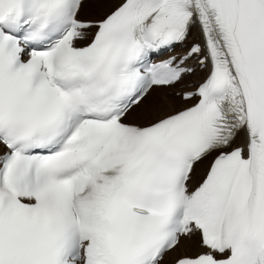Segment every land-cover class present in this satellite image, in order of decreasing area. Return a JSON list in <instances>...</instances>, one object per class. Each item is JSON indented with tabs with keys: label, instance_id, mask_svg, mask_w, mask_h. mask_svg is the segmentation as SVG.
I'll list each match as a JSON object with an SVG mask.
<instances>
[{
	"label": "snow or ice",
	"instance_id": "6c2138e0",
	"mask_svg": "<svg viewBox=\"0 0 264 264\" xmlns=\"http://www.w3.org/2000/svg\"><path fill=\"white\" fill-rule=\"evenodd\" d=\"M0 264H264V0H0Z\"/></svg>",
	"mask_w": 264,
	"mask_h": 264
}]
</instances>
